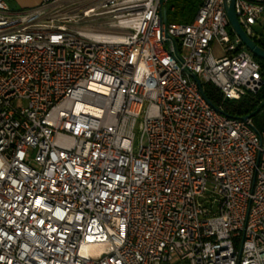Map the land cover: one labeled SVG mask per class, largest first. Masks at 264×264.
<instances>
[{"label":"built area","instance_id":"1","mask_svg":"<svg viewBox=\"0 0 264 264\" xmlns=\"http://www.w3.org/2000/svg\"><path fill=\"white\" fill-rule=\"evenodd\" d=\"M168 1L0 0V264H264V104L224 105L264 68L223 0Z\"/></svg>","mask_w":264,"mask_h":264},{"label":"trees","instance_id":"2","mask_svg":"<svg viewBox=\"0 0 264 264\" xmlns=\"http://www.w3.org/2000/svg\"><path fill=\"white\" fill-rule=\"evenodd\" d=\"M196 3H197L196 0H177L174 4H172V6L174 7L173 9L175 10L171 14H173L174 17H177L175 21L189 22L192 19V16H194L195 11L197 9L198 5ZM187 18L188 20H186ZM255 41L264 48V40H255ZM254 58L264 68V61L256 57ZM263 80H264V72H263ZM205 92L211 101L213 102L220 101L221 97L219 92L212 86L205 85ZM257 98L258 99L264 98V85L256 98L246 96L240 100H226L224 101V105L226 110L231 114L246 115L249 114L251 111L255 110V108L257 107V103H258Z\"/></svg>","mask_w":264,"mask_h":264},{"label":"water","instance_id":"3","mask_svg":"<svg viewBox=\"0 0 264 264\" xmlns=\"http://www.w3.org/2000/svg\"><path fill=\"white\" fill-rule=\"evenodd\" d=\"M224 8L226 12V16L228 18V22L232 30L236 33V35L240 38L243 45L252 53V55L256 58H259L264 61V48L259 45L254 39L248 36L245 31L240 26L237 16L234 9L235 0H223ZM193 79L197 82L198 87L201 88V84L198 78L195 75H192ZM264 104V100L260 104L259 107H256L255 110L251 111L244 117H252L254 116L260 109V107Z\"/></svg>","mask_w":264,"mask_h":264},{"label":"rangeland","instance_id":"4","mask_svg":"<svg viewBox=\"0 0 264 264\" xmlns=\"http://www.w3.org/2000/svg\"><path fill=\"white\" fill-rule=\"evenodd\" d=\"M177 0H169L168 4H167V8H168V14H169V18L172 21H175V19H177V17H174L173 14H171L175 9H173L174 7L172 6V4H174ZM35 2V3H34ZM196 4L198 5V3L200 2V0H196ZM37 3V0H14L13 4L17 7V8H22L25 6H33ZM171 8V10L169 9ZM196 12V11H195ZM193 17V16H192ZM188 20V18L186 19ZM185 20V21H186ZM258 31L260 32H264V29L261 27H258ZM182 53L187 54L188 53V49L183 48L182 49ZM213 53L214 55H221L222 54V49L220 46H218L217 44L213 45ZM141 122V119H137L133 132H134V137H133V146H134V150L137 149L139 142H140V130H139V123Z\"/></svg>","mask_w":264,"mask_h":264},{"label":"crops","instance_id":"5","mask_svg":"<svg viewBox=\"0 0 264 264\" xmlns=\"http://www.w3.org/2000/svg\"><path fill=\"white\" fill-rule=\"evenodd\" d=\"M35 3V2H34Z\"/></svg>","mask_w":264,"mask_h":264}]
</instances>
